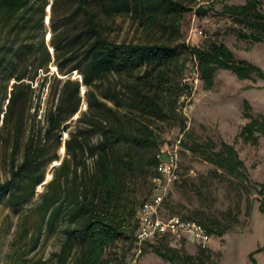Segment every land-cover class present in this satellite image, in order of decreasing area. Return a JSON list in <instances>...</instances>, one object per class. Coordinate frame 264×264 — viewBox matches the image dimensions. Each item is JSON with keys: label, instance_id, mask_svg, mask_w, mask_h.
Masks as SVG:
<instances>
[{"label": "trees", "instance_id": "obj_1", "mask_svg": "<svg viewBox=\"0 0 264 264\" xmlns=\"http://www.w3.org/2000/svg\"><path fill=\"white\" fill-rule=\"evenodd\" d=\"M63 1L72 8L60 13L59 0L51 4L52 11H59L60 15L58 20L52 19V44L60 71L77 69L82 74L88 93V122L99 138L89 145L93 170L84 181L78 180L82 176L78 168L87 170L82 158L87 143L79 139L81 127L69 130L66 148L71 159L64 157L58 172L47 181L38 205L43 214L37 228L52 231L63 222L60 251L54 253L61 263L72 257L71 264H109L105 250L118 237L132 235L137 243L138 211L149 196L137 207L129 199L128 185L147 168L158 173L160 135L155 121L182 117L178 101L189 86L179 77L187 59L194 60L205 88L212 85L214 72L219 68L230 69L239 78L254 73L264 79V72L259 65L236 58L221 41L202 46L181 40L179 18L194 7L195 0ZM47 4L48 0H0V82L5 81L7 87L15 79L7 97V116L18 104L23 107L20 117L25 115L24 107L30 98L27 79L34 78L30 71L34 68L37 74L51 60L43 32ZM206 8L199 4L196 12L203 14ZM132 11L145 14L148 24H160L167 38L118 42L103 32L101 14ZM221 11L232 21L228 32L240 39L264 43V10L260 0L223 4ZM117 75L122 78V87L113 81L112 77ZM68 84H74V89L66 91L63 87L58 95L54 94L44 113V125L37 135L27 138L23 158L13 165L9 179L0 181V197L7 195L13 206L28 199L44 180L46 166L59 157L63 132L81 101L79 81L67 78L64 86ZM258 134L264 135V114L250 117L239 131L243 141L252 143ZM209 142L205 149H200L196 142L193 149L200 150L204 160L231 174H244L243 160L233 144L221 140L215 148V143ZM260 207L264 210V205ZM197 221L211 236L210 227ZM157 251L172 264H178L167 251Z\"/></svg>", "mask_w": 264, "mask_h": 264}, {"label": "rangeland", "instance_id": "obj_2", "mask_svg": "<svg viewBox=\"0 0 264 264\" xmlns=\"http://www.w3.org/2000/svg\"><path fill=\"white\" fill-rule=\"evenodd\" d=\"M53 1L48 0L46 5L43 29L51 60L47 67L38 69L37 74L34 68L31 69L30 74L34 78L27 79L30 98L22 118L23 107L20 104L10 115H5L7 97L15 79L12 78L7 87L5 81L0 82V181L9 179L13 165L23 158L27 138L37 135L44 125V113L54 94L58 95L63 87L66 91L74 89V84L64 86L67 78L79 81L80 108L63 132L57 151L59 157L46 166L44 180L37 184L28 199L13 206L7 195L0 197V264H71L72 257L61 263L54 254L60 251L63 222L60 221L52 231L45 228L39 231L37 228L43 214L38 205L47 181L58 172L57 167L64 157L71 159L66 148L69 130L81 127L79 139L87 143L82 157L87 170L78 168V174L82 175L78 180L84 181L93 170L89 145L94 144L99 136L88 122L87 86L79 70L60 71L52 44L53 17L58 20L59 11L62 13L72 7L59 0L60 10L54 12L51 8ZM201 1L200 5L207 7L205 13L196 12L199 4L195 0L194 7L180 16L181 40L189 45L202 46L221 41L232 49L236 58L251 61L264 72V43L240 39L228 32L232 21L221 11L223 4L244 0ZM260 1L264 10V0ZM101 19L103 32L118 42H152L165 40L168 36L160 24L145 22V14L140 12L101 14ZM112 78L118 87H122L120 76ZM179 78L189 86L182 91L178 101L182 117H166L156 120L155 125L160 135V147L166 144L171 147L180 139V175L171 181L162 177V185L157 190L155 169L147 168L129 183V199L138 207L147 196L160 192L164 197L160 216L178 215L199 220L210 227L212 235L205 247L192 242L183 233L153 237L141 245L138 264H172L157 249L173 255L178 264H264V210L260 207L264 205V184L261 186L264 182V135L258 134L255 143L243 141L239 136L241 127L250 117L264 114V79L254 73L247 78H239L230 69L219 68L214 72L212 85L205 88L193 59H187ZM80 118L83 120L79 121ZM221 140L234 145L243 160L244 174H231L204 160L200 150L193 149L196 142L200 143V149H205L210 146L209 141L214 142L217 148ZM53 149L51 146L50 151ZM70 168L73 170V166ZM73 174L71 172L70 176ZM222 227L224 230L218 234ZM138 248L132 235L120 236L106 248L105 257L109 263L126 264Z\"/></svg>", "mask_w": 264, "mask_h": 264}, {"label": "built area", "instance_id": "obj_3", "mask_svg": "<svg viewBox=\"0 0 264 264\" xmlns=\"http://www.w3.org/2000/svg\"><path fill=\"white\" fill-rule=\"evenodd\" d=\"M197 2L200 4L202 1L197 0ZM179 143L180 139L171 147L166 144L165 147H160L159 149V161L157 164L158 173L154 177V181L156 182L155 189L157 190H160L162 185V177H166L171 181L173 178L180 175ZM163 198L162 193L157 192L143 201L137 215L138 232L136 238L139 248L130 256L126 264H138L139 255L142 251L141 245L151 240L153 237L164 236L171 233H183L192 242L202 247L208 245L210 235L207 233L204 226L197 220L182 218L178 215H172L167 218L160 216L159 210Z\"/></svg>", "mask_w": 264, "mask_h": 264}]
</instances>
